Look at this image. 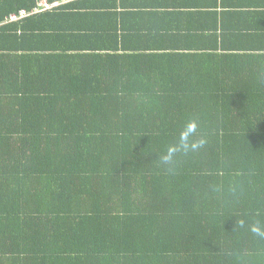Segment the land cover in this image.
<instances>
[{"label":"trees","instance_id":"1","mask_svg":"<svg viewBox=\"0 0 264 264\" xmlns=\"http://www.w3.org/2000/svg\"><path fill=\"white\" fill-rule=\"evenodd\" d=\"M131 1L0 7V264H264L260 16L209 0L201 48ZM191 120L207 143L162 163Z\"/></svg>","mask_w":264,"mask_h":264},{"label":"crops","instance_id":"2","mask_svg":"<svg viewBox=\"0 0 264 264\" xmlns=\"http://www.w3.org/2000/svg\"><path fill=\"white\" fill-rule=\"evenodd\" d=\"M11 0H0V7L3 5H8ZM45 1V2H44ZM87 1V3H86ZM20 2H25L27 4V7H31L32 5H36V9L39 10H48L50 9V5H54V9L60 7V6H73L75 8L81 7V8H100V7H109L108 4L114 5L117 4L119 6L121 0H20ZM49 2V3H48ZM140 7L147 8V9H154L156 10H165V11H173V10H179L183 12V14H179L180 18L175 20L176 25L179 27L181 32L183 33L182 39L187 38L188 41L186 42L187 45L191 44L194 45L195 43L199 45L201 48L205 46L206 41H210L211 45L207 46L211 48L214 46V39L209 36L208 33L211 32L212 27L209 26V28H204V25L208 22L213 21L211 18H213V15L209 19L206 13L213 14L215 13L214 10L215 6H218L216 2H212L209 0H139ZM137 5L135 0H132L131 2H128L132 6ZM246 4L252 3V12L256 14H252L253 16H260V22L264 24V8L260 5L261 1L258 0H245ZM47 5L48 8H46ZM259 6H258V5ZM233 5V3L231 4ZM206 7H208L206 9ZM176 8V9H175ZM201 8V9H198ZM205 8V9H204ZM150 11V10H148ZM207 11V12H206ZM37 14L38 12L35 11ZM217 15L218 12H216ZM258 20V19H257ZM217 22V20H216ZM233 19L231 18V29H234L235 32L239 34L238 39L234 38L233 42L231 43V52L235 53H257V47H256V39H255V27L256 23H252V27L250 26V29L246 32H248V42L244 44L241 39V35L243 33V30L237 26L236 23H232ZM217 27V26H216ZM163 28L166 30L167 28L163 26ZM215 29V28H214ZM219 32V30H218ZM254 35V38H253ZM240 39V40H239ZM185 44V43H183ZM185 44V45H186ZM242 47H245V50H241ZM206 48V47H204ZM245 51V52H241Z\"/></svg>","mask_w":264,"mask_h":264},{"label":"clouds","instance_id":"3","mask_svg":"<svg viewBox=\"0 0 264 264\" xmlns=\"http://www.w3.org/2000/svg\"><path fill=\"white\" fill-rule=\"evenodd\" d=\"M197 132V122L195 120L189 121L179 132L178 143L172 146H169L166 154L161 157L162 163L166 165H171L174 161V157L178 152H194L202 148L206 143V139L192 140L191 138ZM171 171V169H169ZM239 226H244V221L240 220ZM257 237L264 239V228H261L258 225H253L250 229Z\"/></svg>","mask_w":264,"mask_h":264},{"label":"built area","instance_id":"4","mask_svg":"<svg viewBox=\"0 0 264 264\" xmlns=\"http://www.w3.org/2000/svg\"><path fill=\"white\" fill-rule=\"evenodd\" d=\"M23 14H26L25 11H22V15H23ZM15 18H16V16L12 17L11 19H12V20H15Z\"/></svg>","mask_w":264,"mask_h":264},{"label":"rangeland","instance_id":"5","mask_svg":"<svg viewBox=\"0 0 264 264\" xmlns=\"http://www.w3.org/2000/svg\"><path fill=\"white\" fill-rule=\"evenodd\" d=\"M44 6H46V8H48V6L46 4Z\"/></svg>","mask_w":264,"mask_h":264},{"label":"bare ground","instance_id":"6","mask_svg":"<svg viewBox=\"0 0 264 264\" xmlns=\"http://www.w3.org/2000/svg\"><path fill=\"white\" fill-rule=\"evenodd\" d=\"M45 2V1H44ZM49 3V2H48Z\"/></svg>","mask_w":264,"mask_h":264}]
</instances>
